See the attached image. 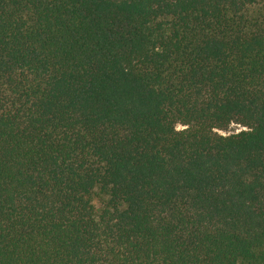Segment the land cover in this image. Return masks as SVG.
Masks as SVG:
<instances>
[{
    "label": "trees",
    "instance_id": "16d2710c",
    "mask_svg": "<svg viewBox=\"0 0 264 264\" xmlns=\"http://www.w3.org/2000/svg\"><path fill=\"white\" fill-rule=\"evenodd\" d=\"M0 264H264V0H0Z\"/></svg>",
    "mask_w": 264,
    "mask_h": 264
},
{
    "label": "rangeland",
    "instance_id": "374dc122",
    "mask_svg": "<svg viewBox=\"0 0 264 264\" xmlns=\"http://www.w3.org/2000/svg\"><path fill=\"white\" fill-rule=\"evenodd\" d=\"M181 127H182V126H181L180 124H177V128H181ZM240 129H242V127H241L240 125L235 124V123H231V124L229 125V127H228V129H227L226 132L238 131V130H240ZM218 132H220V133H224V132L221 131V130H218Z\"/></svg>",
    "mask_w": 264,
    "mask_h": 264
}]
</instances>
